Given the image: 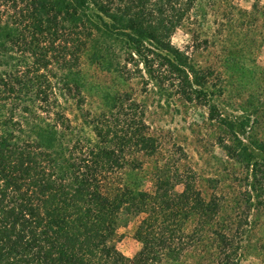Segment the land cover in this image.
Listing matches in <instances>:
<instances>
[{
    "label": "trees",
    "instance_id": "obj_1",
    "mask_svg": "<svg viewBox=\"0 0 264 264\" xmlns=\"http://www.w3.org/2000/svg\"><path fill=\"white\" fill-rule=\"evenodd\" d=\"M194 2L0 0V264H178L187 252H201L198 264H236L220 200L204 198L182 146L136 121L125 92L102 93L118 109L90 117L93 135L68 114L85 102L86 65L123 85L141 64L157 81L165 66L193 90L172 37ZM139 156L154 166L131 179ZM136 218L141 248L127 256L120 229ZM206 235L213 246L198 245Z\"/></svg>",
    "mask_w": 264,
    "mask_h": 264
},
{
    "label": "rangeland",
    "instance_id": "obj_2",
    "mask_svg": "<svg viewBox=\"0 0 264 264\" xmlns=\"http://www.w3.org/2000/svg\"><path fill=\"white\" fill-rule=\"evenodd\" d=\"M172 42L188 60L193 90L183 93L165 66L160 72L170 79L157 81V70L141 64L142 72L123 85L113 73L86 65L85 102L68 112L72 124L93 135L86 126L90 117L118 109L102 93L125 92L136 121L142 119L166 147L182 146L187 155L181 163L198 174L204 198L220 200L221 227L237 234L225 241L237 246L236 264H264V0H195ZM139 157L143 168L131 179L143 178L154 166V159ZM139 219L120 229L118 247L127 256L141 248ZM202 244L214 242L206 235ZM199 254L187 252L178 264H198Z\"/></svg>",
    "mask_w": 264,
    "mask_h": 264
}]
</instances>
